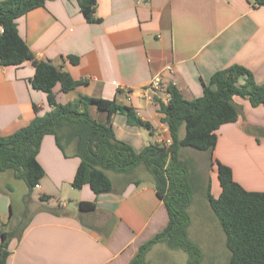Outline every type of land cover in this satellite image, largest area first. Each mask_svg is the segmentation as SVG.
I'll return each instance as SVG.
<instances>
[{
  "label": "crops",
  "instance_id": "0c3cea01",
  "mask_svg": "<svg viewBox=\"0 0 264 264\" xmlns=\"http://www.w3.org/2000/svg\"><path fill=\"white\" fill-rule=\"evenodd\" d=\"M94 16L99 20L88 22L78 0H46L18 17L16 25L37 59L85 82L57 93V101L79 95L114 99L151 124L148 130L127 124L124 114L112 115L116 138L136 151L170 142L154 100L165 93L143 91L154 75L161 74L163 87L174 84L188 100L202 95L214 72L232 64L249 69L256 83L264 82V5L253 6L251 0H96ZM33 74L28 60L0 64L1 135L51 109L46 93L30 85ZM234 102L237 120L217 129L212 158L230 166L245 189L264 191V106L241 97ZM89 112L105 120L95 107ZM67 154L52 135L43 136L36 155L44 171L35 188L38 203L18 232V223L11 222L9 190L0 186V244L1 232L9 235L5 264H128L138 246L167 224L165 205L150 178L115 174L110 177L113 190L96 195L87 184L71 186L80 160L72 147ZM29 198L35 201L32 193ZM79 201L94 202L95 209L79 211ZM192 205L189 209L197 212L199 207Z\"/></svg>",
  "mask_w": 264,
  "mask_h": 264
},
{
  "label": "trees",
  "instance_id": "16d2710c",
  "mask_svg": "<svg viewBox=\"0 0 264 264\" xmlns=\"http://www.w3.org/2000/svg\"><path fill=\"white\" fill-rule=\"evenodd\" d=\"M45 1L0 0V64L19 65L31 61L34 74L29 83L46 93L51 107L13 133L0 134V171L12 170L15 178L23 179L28 189L25 197H29L44 174L36 155L47 134L53 136L63 155L67 156V149L72 147L73 155L80 160L71 182L73 188L87 184L96 195L108 193L113 190V183L107 171L131 177L135 170L143 167L165 205L168 222L138 246L128 264H149L147 253L159 243L184 251L186 264H201V248L189 237V207L195 193V177L190 161L181 158L180 150L191 147L206 151L220 189L215 197L208 187L205 196L225 234L229 251L227 264H264V191L245 189L233 178L230 166L212 158L217 129L237 120L239 110L234 98L247 99L252 106H264V82L256 83L249 69L232 64L214 72L209 84L204 85L202 95L193 99H185L174 84H168V102L156 97L154 100L162 114L161 122L169 131L170 142L149 143L136 151L129 143L116 138L111 126L112 115L121 113L126 116L127 124L151 130V124L142 120L131 107L114 99L87 95L57 101V93H67L85 82L73 79L49 60L37 59L18 34L16 25L18 17L43 6ZM251 2L253 6L264 5V0ZM78 5L88 22L99 20L94 16L96 0H78ZM69 61L76 63L77 58L69 56ZM91 106L106 114L104 121L91 116ZM182 125L184 135L180 137ZM49 197L40 195L41 199ZM77 207L79 211H93L95 203L79 201ZM1 237L0 264H5L9 235L1 232Z\"/></svg>",
  "mask_w": 264,
  "mask_h": 264
},
{
  "label": "rangeland",
  "instance_id": "374dc122",
  "mask_svg": "<svg viewBox=\"0 0 264 264\" xmlns=\"http://www.w3.org/2000/svg\"><path fill=\"white\" fill-rule=\"evenodd\" d=\"M184 132V125L181 126V134ZM182 137V136H181ZM182 159L190 161V168L193 177H195V193L193 196V206H198L197 212L191 214L190 239L193 240L203 253L201 264H227L229 251L225 246V234L211 210L205 196V192L210 187L211 194L218 195L219 185L216 179V173L212 172L213 166L211 158L206 151H200L191 147H182L180 150ZM12 170L0 171V186L7 185L12 204L11 222L18 223L15 231L18 232L26 223L28 215L35 209L38 201L37 196L40 192L32 189L31 201L29 197L24 198L28 191L26 183L21 178H15ZM109 177L115 175L112 171H107ZM142 179H149L148 173L139 167L134 174L130 175ZM215 189L217 192H215ZM69 208H73V203L69 199ZM146 259L149 264H186L187 254L179 249H169L164 243L156 244L147 253Z\"/></svg>",
  "mask_w": 264,
  "mask_h": 264
},
{
  "label": "built area",
  "instance_id": "2783aa9c",
  "mask_svg": "<svg viewBox=\"0 0 264 264\" xmlns=\"http://www.w3.org/2000/svg\"><path fill=\"white\" fill-rule=\"evenodd\" d=\"M155 90H162L165 93V96L161 100L164 103H167L169 100V95L166 92V87L162 86L161 74L154 75L149 85L143 91L148 92V91H155ZM38 187H39V184H36L34 188H38Z\"/></svg>",
  "mask_w": 264,
  "mask_h": 264
}]
</instances>
